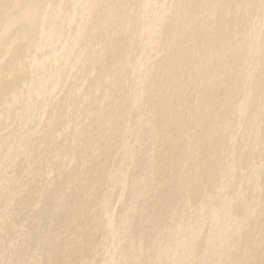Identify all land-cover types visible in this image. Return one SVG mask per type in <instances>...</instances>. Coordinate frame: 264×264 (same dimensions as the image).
<instances>
[{"label":"rangeland","instance_id":"1","mask_svg":"<svg viewBox=\"0 0 264 264\" xmlns=\"http://www.w3.org/2000/svg\"><path fill=\"white\" fill-rule=\"evenodd\" d=\"M9 2L0 264H264V0Z\"/></svg>","mask_w":264,"mask_h":264},{"label":"bare ground","instance_id":"2","mask_svg":"<svg viewBox=\"0 0 264 264\" xmlns=\"http://www.w3.org/2000/svg\"><path fill=\"white\" fill-rule=\"evenodd\" d=\"M9 6L11 8H15L17 10L18 16L15 19H9L8 22L10 25L13 24H18V28L22 31L28 32V33H33L37 30L39 24L41 23L43 26L48 27L51 24L54 23L55 18L58 15V8H59V3L58 0H10ZM150 2L149 0H141L140 2V7L144 12H146L149 9ZM40 14H39V13ZM110 18L113 17L112 15L109 16ZM5 17H2L0 15V25L2 24V21ZM35 18H40V20L35 19ZM4 29H8V25L6 23H3ZM95 34L99 37H102L103 29H97L95 30ZM187 43H191L190 41H187ZM12 48V45L6 44L4 45L5 50H9ZM241 58H238L235 61V66L239 63ZM31 61V56L24 54L21 55L20 58L17 60V62H20L24 65H28ZM174 64V59L169 60L166 62L167 66H172ZM235 78V76H233ZM172 83L177 82V78L173 77L171 79ZM15 82L7 84L6 80L2 82L0 85L3 88H6L5 90H1L0 92L3 93L6 90L12 88L14 86ZM7 97H12V93H8ZM223 144V143H222ZM224 147V144L222 145V148ZM244 165H245V160H244ZM216 171L207 165L204 167V174L209 175L210 177H216L217 174L215 173ZM110 180V179H109ZM110 184V183H109ZM80 214L74 213V217L80 216Z\"/></svg>","mask_w":264,"mask_h":264}]
</instances>
